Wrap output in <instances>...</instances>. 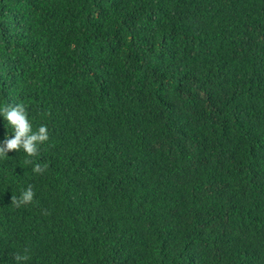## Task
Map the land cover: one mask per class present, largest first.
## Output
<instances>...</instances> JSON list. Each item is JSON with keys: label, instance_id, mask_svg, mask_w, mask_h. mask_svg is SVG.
<instances>
[{"label": "trees", "instance_id": "trees-1", "mask_svg": "<svg viewBox=\"0 0 264 264\" xmlns=\"http://www.w3.org/2000/svg\"><path fill=\"white\" fill-rule=\"evenodd\" d=\"M16 104L0 264H264V0H0Z\"/></svg>", "mask_w": 264, "mask_h": 264}, {"label": "clouds", "instance_id": "clouds-1", "mask_svg": "<svg viewBox=\"0 0 264 264\" xmlns=\"http://www.w3.org/2000/svg\"><path fill=\"white\" fill-rule=\"evenodd\" d=\"M0 116H2L13 128V134L6 136L3 141H0V157H6L10 151H19L21 148L29 157L38 154V145L42 144L49 139L48 129L46 125H41L36 132L32 131V125L27 117L25 106L16 104L15 106H2L0 107ZM25 164H32V160L26 159ZM47 165L36 163L33 166V172L44 173ZM34 191L32 186L29 185L26 190H23L19 198L12 197V204L19 208L21 205L32 203L34 198ZM28 250L25 249V252ZM29 259L27 255H15V260L25 261Z\"/></svg>", "mask_w": 264, "mask_h": 264}]
</instances>
